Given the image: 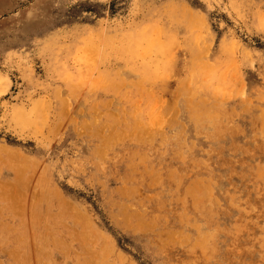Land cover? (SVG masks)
<instances>
[{"label":"rangeland","instance_id":"obj_1","mask_svg":"<svg viewBox=\"0 0 264 264\" xmlns=\"http://www.w3.org/2000/svg\"><path fill=\"white\" fill-rule=\"evenodd\" d=\"M0 264H264V0H0Z\"/></svg>","mask_w":264,"mask_h":264},{"label":"bare ground","instance_id":"obj_2","mask_svg":"<svg viewBox=\"0 0 264 264\" xmlns=\"http://www.w3.org/2000/svg\"><path fill=\"white\" fill-rule=\"evenodd\" d=\"M194 45H195V44H194ZM190 55H191V54H190ZM188 56H189V55H188ZM191 56H192V55H191ZM196 58H197V57H196ZM190 59H191V61L193 60L192 58H190ZM195 60H196V59H195ZM191 63H192V62H191ZM191 65H192V64H191ZM190 68H191V66H190ZM178 78H179V77H178ZM194 78H195V77H194ZM191 79H192V78H191ZM189 84H190V83H189ZM211 84H212V83H211ZM188 86H189V85H188ZM179 87H180V86H179ZM187 88H188V87H187ZM189 88H190V86H189ZM209 88H210V87H209ZM194 91H195V88H194ZM204 92H205V91H204ZM179 94L181 95V93H179ZM182 94H183V93H182ZM195 94H196V93H195ZM203 94H204V93H203ZM177 96H178V95H177ZM175 97H176V96H175ZM176 99H177V98H176ZM186 99H187V98H186ZM191 99H192V98H191ZM174 100H175V99H174ZM178 100H179V99H178ZM192 100H193V99H192ZM172 101H173V100H172ZM189 101H190V100H188V104H189ZM173 102H174V101H173ZM171 104H172V102H171ZM188 104H187V105H188ZM192 105H193V104H192ZM174 107H175V106H174ZM174 107H173V108H174ZM192 107H193V106H192ZM170 108H171V107H170ZM190 108H191V107H190ZM208 108H209V107H208ZM177 109H178V108H177ZM171 110H172V109H171ZM197 110H198V109H197ZM177 111H178V110H177ZM216 111H217V110H216ZM189 112H191V110H190ZM202 113H203V112H202ZM204 115H205V114H204ZM192 117H193V116H192ZM198 117H200V116L198 115ZM201 117H202V116H201ZM207 117H208V116H207ZM190 118H191V116H190ZM195 118H196V117H195ZM191 119H192V118H191ZM197 119H198V118H197ZM199 119H200V118H199ZM199 119H198V120H199ZM210 119H211V118H210ZM214 119H216V118H214ZM198 120H196V121H198ZM196 121H195V122H196ZM211 121H212V120H211ZM199 122H200V121H199ZM212 122H213V121H212ZM209 123H210V121H209ZM209 123H208V124H209ZM211 124H212V123H211ZM216 124H218V123H216ZM216 124H214V125L216 126Z\"/></svg>","mask_w":264,"mask_h":264}]
</instances>
